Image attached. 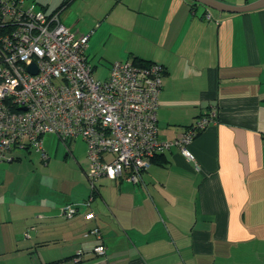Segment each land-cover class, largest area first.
Listing matches in <instances>:
<instances>
[{
  "label": "crops",
  "instance_id": "1",
  "mask_svg": "<svg viewBox=\"0 0 264 264\" xmlns=\"http://www.w3.org/2000/svg\"><path fill=\"white\" fill-rule=\"evenodd\" d=\"M25 1L90 34L94 73L107 78L127 60L165 68L161 139L180 137L212 107L219 119L190 144L194 160L172 148L139 184L102 177L73 218L67 206L92 194L85 142L65 144L68 161L77 158L67 186L27 170L15 150V161H0V264H264V8L220 17L191 0ZM100 244L105 255L95 252Z\"/></svg>",
  "mask_w": 264,
  "mask_h": 264
},
{
  "label": "built area",
  "instance_id": "2",
  "mask_svg": "<svg viewBox=\"0 0 264 264\" xmlns=\"http://www.w3.org/2000/svg\"><path fill=\"white\" fill-rule=\"evenodd\" d=\"M206 17L211 20L212 12ZM89 39L90 34L64 25L58 12L25 0H0V161L13 162L15 150H35L47 161L46 135L66 145L84 141L92 194L88 201L68 205V218L90 204L102 177L139 184L152 160L172 148L194 160L190 144L219 119V109L212 107L180 137L161 139L158 109L165 68L117 61L100 80L87 60ZM32 64L36 74L29 70ZM90 233L101 238L98 229ZM95 252L105 255V245Z\"/></svg>",
  "mask_w": 264,
  "mask_h": 264
},
{
  "label": "rangeland",
  "instance_id": "3",
  "mask_svg": "<svg viewBox=\"0 0 264 264\" xmlns=\"http://www.w3.org/2000/svg\"><path fill=\"white\" fill-rule=\"evenodd\" d=\"M107 73L105 71L99 70L95 72V76L98 79H104L106 77ZM46 139V149L47 151H50L52 153V159H51V169L47 171L46 166L41 161V155L38 154L35 150H24L21 152V155H23L22 161L26 167V169H31L33 171H36L38 173H49V175H53V178L57 181L60 180L63 184L66 186L70 184V182H74L72 180V174L74 172L72 171L73 168H75L74 163L77 164V158H74L72 155H70L71 161H68V158H66L67 147L63 141H61L56 135H48L45 137ZM51 139V141H50ZM51 144V145H50ZM78 144V145H77ZM77 145V146H76ZM72 148L77 149L75 151L76 157H81L79 154L82 153L85 154V145L81 142H73ZM21 151V150H20ZM52 167L54 168V172L52 173ZM76 181L78 178L76 177Z\"/></svg>",
  "mask_w": 264,
  "mask_h": 264
},
{
  "label": "water",
  "instance_id": "4",
  "mask_svg": "<svg viewBox=\"0 0 264 264\" xmlns=\"http://www.w3.org/2000/svg\"><path fill=\"white\" fill-rule=\"evenodd\" d=\"M191 1L201 3L207 6L208 8L217 11L220 17L223 15V13H241V12L254 11L264 8V0H254L243 5H231L222 0H191ZM29 70L32 74L37 73L35 64H32L29 67Z\"/></svg>",
  "mask_w": 264,
  "mask_h": 264
},
{
  "label": "trees",
  "instance_id": "5",
  "mask_svg": "<svg viewBox=\"0 0 264 264\" xmlns=\"http://www.w3.org/2000/svg\"><path fill=\"white\" fill-rule=\"evenodd\" d=\"M246 2H249V0H246ZM135 64H137V65H139V66H148V65H150V64H153L152 62L151 63H149V62H142V61H137V60H134L133 61ZM165 72V71H164ZM157 157V156H156ZM156 157L152 160V163L155 161V159H156ZM17 158H16V156H15V160H16ZM14 160V161H15ZM96 189H97V186H96Z\"/></svg>",
  "mask_w": 264,
  "mask_h": 264
},
{
  "label": "bare ground",
  "instance_id": "6",
  "mask_svg": "<svg viewBox=\"0 0 264 264\" xmlns=\"http://www.w3.org/2000/svg\"><path fill=\"white\" fill-rule=\"evenodd\" d=\"M162 154V153H161ZM158 156V155H157ZM47 162V161H46Z\"/></svg>",
  "mask_w": 264,
  "mask_h": 264
}]
</instances>
